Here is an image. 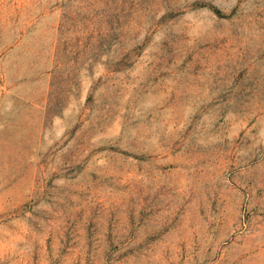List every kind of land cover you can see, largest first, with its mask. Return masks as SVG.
<instances>
[{"label": "rangeland", "instance_id": "374dc122", "mask_svg": "<svg viewBox=\"0 0 264 264\" xmlns=\"http://www.w3.org/2000/svg\"><path fill=\"white\" fill-rule=\"evenodd\" d=\"M0 264H264V0H0Z\"/></svg>", "mask_w": 264, "mask_h": 264}]
</instances>
